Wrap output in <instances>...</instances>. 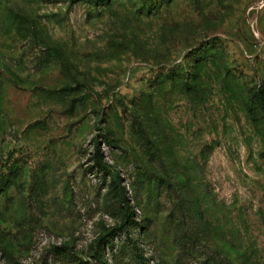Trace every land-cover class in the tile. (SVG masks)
I'll return each instance as SVG.
<instances>
[{
  "label": "rangeland",
  "instance_id": "374dc122",
  "mask_svg": "<svg viewBox=\"0 0 264 264\" xmlns=\"http://www.w3.org/2000/svg\"><path fill=\"white\" fill-rule=\"evenodd\" d=\"M132 241L264 264V0H0V264Z\"/></svg>",
  "mask_w": 264,
  "mask_h": 264
},
{
  "label": "trees",
  "instance_id": "16d2710c",
  "mask_svg": "<svg viewBox=\"0 0 264 264\" xmlns=\"http://www.w3.org/2000/svg\"><path fill=\"white\" fill-rule=\"evenodd\" d=\"M92 2H98L99 0H90ZM107 142L110 143L111 145L114 144V141L112 139H107ZM101 168L107 170V167L104 166V165H101ZM113 177H114V180L115 182H117L119 184V174L118 173H114L113 174ZM120 198L122 199V202H126V196L123 192H121V195H120ZM133 224H134V221L133 219L131 218V215H130V211L128 210L123 219H122V223H121V226L119 227V230L120 231H123V232H128L129 233V229L133 228ZM115 233H113L112 235H114ZM106 244H109V247L113 248V241L111 240H105L104 241ZM132 252H133V255L135 256L136 258V261L138 262V264H145L144 263V258L143 256L139 253V247L137 246L136 242L135 241H132ZM99 251L96 252V255H95V258L98 262H100V260H102L103 256H104V249L102 247V245L100 244L99 246Z\"/></svg>",
  "mask_w": 264,
  "mask_h": 264
}]
</instances>
